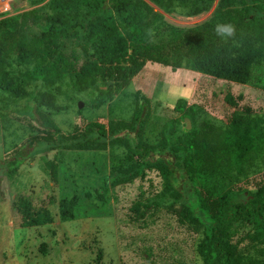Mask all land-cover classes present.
I'll return each instance as SVG.
<instances>
[{
    "label": "trees",
    "instance_id": "obj_1",
    "mask_svg": "<svg viewBox=\"0 0 264 264\" xmlns=\"http://www.w3.org/2000/svg\"><path fill=\"white\" fill-rule=\"evenodd\" d=\"M214 2L47 0L41 7L46 16L41 32L18 39L20 27L36 22L38 14L32 10L1 18L0 110L29 116L43 129L27 142L31 156L56 149L111 148L115 163L105 185L128 182L146 169L159 171L165 183L163 193L139 203L134 218L143 220L162 204L169 205L200 235L195 247L200 264H264V177L254 190L238 187L248 169L264 163V116L234 114L224 126L210 122L204 128L188 129L186 122L180 133H173V125L167 123L164 138L156 145L142 138L151 102L140 92L131 120L112 119L107 125L89 121L66 134L52 117L67 106L56 101L51 86L68 78L83 103L100 107L120 94L147 61L248 83L264 55V0L217 1L231 35L218 34L215 27L209 30V24L182 29L164 20L163 13L177 5L200 14ZM61 40L81 46L86 61L79 63L76 51L71 52L73 57L58 52ZM174 108L192 121L197 116L184 98ZM113 148H124L125 155H114ZM18 153L6 161L9 178L22 163ZM45 165L56 180V163L51 160ZM193 198L207 222L188 203ZM79 201L78 195L60 199L61 220L76 217ZM12 208L24 227L53 221L48 208H36L25 195L13 198Z\"/></svg>",
    "mask_w": 264,
    "mask_h": 264
},
{
    "label": "rangeland",
    "instance_id": "obj_2",
    "mask_svg": "<svg viewBox=\"0 0 264 264\" xmlns=\"http://www.w3.org/2000/svg\"><path fill=\"white\" fill-rule=\"evenodd\" d=\"M46 1L34 4L32 0H0V19L34 10L38 14L37 21L20 27L17 39L21 35H38L40 25L45 23V11L41 7ZM217 1L200 14H191L188 8L177 5L163 13L164 20L169 26L182 29L205 24L210 25L209 30L230 26ZM72 51H76L79 63L86 61L81 46L71 40L60 41L58 52L70 55ZM68 81L67 78L50 87L56 101L67 106L52 116L66 134L89 121L107 125L112 119L131 120L138 92L151 102V114L142 137L151 145L164 138L163 128L167 123L173 125V133L186 128L189 117L174 108L179 98H184L187 106L195 107L196 118L193 121L189 118L191 128L193 125L204 128L203 124L210 122L224 126L234 114L264 116V55L246 84L187 68L173 70L170 66L147 61L120 94L100 107L84 102L79 108L78 101L84 98ZM41 133L43 129L29 116L11 109L0 110V264L201 263L195 251L200 235L169 205L162 204L143 220L134 218L139 203L157 199L163 193L165 183L159 171L146 169L128 182L105 185L115 163L111 148L101 151L56 149L31 156L27 142ZM113 149L114 155H125L124 148ZM18 152L23 156L22 163L9 178L5 176L6 161ZM51 160L57 165L56 180L45 165ZM263 177L264 163L255 165L248 169L238 187L254 190ZM17 195L28 196L36 208H48L53 221L46 225L22 226L21 216L12 208ZM73 195L80 198L76 217L63 221L59 216V201ZM188 203L196 215L207 222L196 200L193 198Z\"/></svg>",
    "mask_w": 264,
    "mask_h": 264
},
{
    "label": "clouds",
    "instance_id": "obj_3",
    "mask_svg": "<svg viewBox=\"0 0 264 264\" xmlns=\"http://www.w3.org/2000/svg\"><path fill=\"white\" fill-rule=\"evenodd\" d=\"M217 32L218 34L223 33V34L231 35L232 29L230 26H218Z\"/></svg>",
    "mask_w": 264,
    "mask_h": 264
},
{
    "label": "water",
    "instance_id": "obj_4",
    "mask_svg": "<svg viewBox=\"0 0 264 264\" xmlns=\"http://www.w3.org/2000/svg\"><path fill=\"white\" fill-rule=\"evenodd\" d=\"M83 106H84V103H83L82 101H79V103H78V107H79V108H82ZM186 122H187V127H188V129L191 128V123H190L189 118H186Z\"/></svg>",
    "mask_w": 264,
    "mask_h": 264
},
{
    "label": "bare ground",
    "instance_id": "obj_5",
    "mask_svg": "<svg viewBox=\"0 0 264 264\" xmlns=\"http://www.w3.org/2000/svg\"><path fill=\"white\" fill-rule=\"evenodd\" d=\"M5 2V1H4Z\"/></svg>",
    "mask_w": 264,
    "mask_h": 264
}]
</instances>
